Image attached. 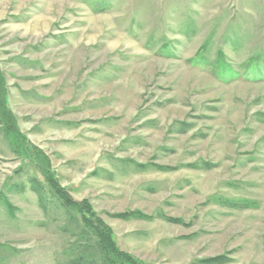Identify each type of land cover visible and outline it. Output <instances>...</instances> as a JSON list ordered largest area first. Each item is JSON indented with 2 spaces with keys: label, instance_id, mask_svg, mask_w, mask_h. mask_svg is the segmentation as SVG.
<instances>
[{
  "label": "rangeland",
  "instance_id": "1",
  "mask_svg": "<svg viewBox=\"0 0 264 264\" xmlns=\"http://www.w3.org/2000/svg\"><path fill=\"white\" fill-rule=\"evenodd\" d=\"M0 94V264H105L52 183L143 264H264V0H0Z\"/></svg>",
  "mask_w": 264,
  "mask_h": 264
},
{
  "label": "trees",
  "instance_id": "2",
  "mask_svg": "<svg viewBox=\"0 0 264 264\" xmlns=\"http://www.w3.org/2000/svg\"><path fill=\"white\" fill-rule=\"evenodd\" d=\"M51 186L61 198L63 206L75 211L84 225V230L95 237L105 264H143L130 254L125 253L118 248L114 241L111 229L106 225L104 220L96 214L92 205H90L88 201L77 203L72 200L64 189L55 185V183H52Z\"/></svg>",
  "mask_w": 264,
  "mask_h": 264
}]
</instances>
